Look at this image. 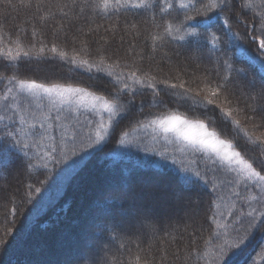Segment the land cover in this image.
I'll return each mask as SVG.
<instances>
[{
	"label": "snow or ice",
	"instance_id": "1",
	"mask_svg": "<svg viewBox=\"0 0 264 264\" xmlns=\"http://www.w3.org/2000/svg\"><path fill=\"white\" fill-rule=\"evenodd\" d=\"M0 4L31 13L42 26L59 16L61 23L53 36L63 34L66 44L69 33L63 31L64 20L88 37L99 29L83 32L74 23L86 12L109 19L122 13H151L157 31L144 39L150 48L147 58L158 60L156 71L145 70L135 61L121 65L118 52L106 55L109 40L97 48L95 59H77L81 53L92 55L87 40L81 39L77 50L74 36V54L69 56L55 43L25 48L17 37L11 42L14 47L5 45L0 33V72L11 73L0 74V178L15 175L17 179L14 191L11 184H0V200L31 203L34 184L41 186L34 188L40 193L59 165L64 167L53 186L73 173L79 175L77 169L105 142L115 138L117 144L130 143L129 132L117 130L125 121L129 125L135 121L137 128L151 127L183 154L184 159L172 160L178 165L174 181L180 190L172 185L127 189L121 195L122 217L134 220L142 232H155L162 208L171 205L184 211L191 221L184 228L189 240L184 249L190 260L193 251L199 250L197 240L203 238L204 225L197 216L202 201L186 193L207 189L209 203L203 219L216 225V230L211 225L209 230L219 241L211 264H234L247 242L264 237V131L255 136L238 118L243 115L244 123L251 122L254 130L264 129V0H0ZM157 15L161 23L156 22ZM234 24L243 27L244 33L234 31ZM105 31L115 39L113 29ZM36 36L33 28V39ZM244 39L256 45L255 56L241 43ZM130 49L129 55L145 59L144 52H135V45ZM57 61L71 65L69 72L83 70L87 82L57 72ZM237 63L256 68V75L236 67ZM161 64L169 66L167 73ZM26 180L32 182L25 184ZM225 187L234 203L228 213L231 219L219 224L216 201L224 198ZM19 207L12 210L13 215ZM184 238L183 234L174 238L178 249ZM6 245L0 239V246ZM173 257L180 259L179 251ZM166 259L162 256L160 264ZM131 264H141V256L136 255ZM143 264L156 262L145 258Z\"/></svg>",
	"mask_w": 264,
	"mask_h": 264
},
{
	"label": "trees",
	"instance_id": "2",
	"mask_svg": "<svg viewBox=\"0 0 264 264\" xmlns=\"http://www.w3.org/2000/svg\"><path fill=\"white\" fill-rule=\"evenodd\" d=\"M72 16L73 13L69 12V17ZM150 16L151 13L142 16L122 13L109 19L86 12L74 21L75 27H79L83 32H88L90 28H98V33L93 32L91 36L85 37L75 32L68 20H64L63 31L69 33V41L66 44L63 34L59 37L53 36V30L61 23L59 16L55 20H49L47 26H42L38 20L33 19L31 13L24 10L17 12L0 4V26H2L0 33L4 36L5 45L14 47L11 42L17 37L25 48H29L33 43L37 44V49L41 43L49 47L55 43L59 50L68 51L69 56L74 54L71 50V39L75 36L78 37L77 50L80 48V40L84 39L90 43L92 53L91 56L81 53L77 59L89 60L95 59L97 48L104 45V40H109L106 55L112 56L114 51L118 52L121 65L133 64L135 61V65L142 66L145 70L156 71L158 60L152 61L147 58L150 48L146 47L144 39L149 32L157 31L152 27ZM156 22L161 23L159 15ZM131 24H136L137 28L132 29ZM33 28L37 31L35 39L32 37ZM109 28L115 31L114 40H112V32L105 31ZM233 30L241 33L245 31L243 27H237L235 24ZM241 43L253 56L257 54L256 45L251 44L247 39L242 40ZM130 45H135V52L146 54L143 61L135 55L128 54L131 50ZM169 54L171 55V52ZM159 55L160 53H157V57ZM229 55L231 56L232 53L230 52ZM179 59L183 61V56ZM56 63L58 65L56 71L60 74L72 75L77 80L87 82V74L83 73V70L73 69L69 72L71 65L59 61ZM161 67L164 73L168 72L169 66L161 64ZM236 67H243L250 75H256V68L247 64L237 63ZM0 74L11 73L0 72ZM51 115H56L55 110ZM238 118L253 134L252 123L245 124L243 115ZM80 119L83 121L85 118L81 116ZM140 129H143L142 132ZM121 130L129 132L127 139L130 143L120 145L115 142V138L111 142H105L104 145L99 146L102 150H97L93 157L86 159L80 169H77L79 175L73 173L53 186V181L57 180L64 165L55 167L49 184L42 187L40 193L35 192L34 188L41 186L34 184L31 203L17 200L16 204H11L6 200H0V239L7 242L6 246H0V264H92V261L96 264H105L106 261L114 264L117 260L120 264H131L136 255L141 256V264L145 258L154 259L156 264H160L161 257L165 255L167 259L164 264H184V262L211 264L216 250L215 245L219 241L209 230V225L212 230H216V225L212 224L210 219L206 223L203 219L209 203L207 195L209 190L186 193L192 199L202 201L197 216L204 225L201 233L203 238L197 240L199 250L193 251L190 260L184 249V245L189 243L184 228L185 223L191 225V221L184 211L171 205L162 208L157 217L158 230L155 232H142L134 226V220L125 219L120 215L121 195L127 189L139 191L141 188L158 189L172 185L180 190L174 181L178 173V165L173 164L172 160L184 159L183 154L176 151L173 145L162 139L149 138L148 129L144 131V128H137L135 121L130 125L125 121L117 131ZM160 153H165L168 158L165 159ZM49 167L53 166L50 164ZM31 182L26 180L25 184ZM0 184H11V190L14 191L17 179L15 175L0 178ZM23 191L22 188L21 195ZM222 194L224 198L216 201L219 204L216 210L219 224L231 219L228 213L234 203V198L226 187L222 189ZM17 204L20 207L13 215L12 210ZM128 206V204L124 205L125 208ZM236 206L239 208L240 204L236 202ZM213 207L215 208V205ZM8 229H11L10 234H7ZM181 234L185 238L180 242L178 249L174 238L178 239ZM74 245L76 247H73ZM177 251L180 253V259L173 257V253ZM92 256L96 258L93 259ZM234 264H264V237L256 236L247 242L239 255L234 258Z\"/></svg>",
	"mask_w": 264,
	"mask_h": 264
},
{
	"label": "rangeland",
	"instance_id": "3",
	"mask_svg": "<svg viewBox=\"0 0 264 264\" xmlns=\"http://www.w3.org/2000/svg\"><path fill=\"white\" fill-rule=\"evenodd\" d=\"M45 104H46V106H47V102H45ZM252 128H253V127H252ZM147 129H148L147 134H148L149 138H151L152 140L160 139V138L158 137V134L155 133L151 127L144 128V131L147 130ZM140 130H141V132H142L143 129H140ZM261 131H264V130L261 129V130H258V131H254V129H253V135L258 136V135H260V132H261ZM164 142H165V141H164ZM164 142H163V143H164ZM173 213H176V212L173 211ZM73 247H76V245H74ZM102 257H103V256H102ZM92 258L94 259V258H96V256H92ZM101 260H103V259H101Z\"/></svg>",
	"mask_w": 264,
	"mask_h": 264
}]
</instances>
